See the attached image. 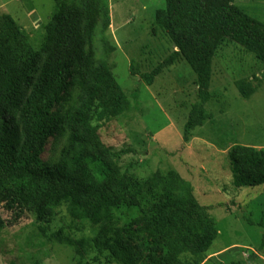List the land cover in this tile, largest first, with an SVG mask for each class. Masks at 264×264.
Masks as SVG:
<instances>
[{
  "label": "trees",
  "instance_id": "1",
  "mask_svg": "<svg viewBox=\"0 0 264 264\" xmlns=\"http://www.w3.org/2000/svg\"><path fill=\"white\" fill-rule=\"evenodd\" d=\"M234 1L166 0L160 15L159 24L178 49L141 78L152 84L180 56L189 63L196 74L198 101L190 109L185 139L194 127L213 118L205 104L211 98L212 62L222 39L229 37L264 64V22ZM57 7L45 26L41 50L11 14L0 12V195L13 215L8 221L0 213V229L7 222L16 223L27 211L40 222L50 221L56 207L65 204L72 217L94 226L92 235L77 241L81 255L97 249L119 264H137L135 251L110 226L122 193L120 152L103 142L93 122L114 118L131 107L110 61L116 46L108 35L109 0H57ZM253 82H237L243 97L256 91ZM54 133L65 137V143L56 160L42 163L40 153ZM228 156L237 186L264 184V147L237 143L228 149ZM150 180L162 199V213L139 218L149 223L127 227L125 232L144 236L149 249L165 245L170 256L159 264H199L202 257L191 261L179 253L190 242L197 250L210 244L206 207L198 202L192 183L176 170H156ZM190 211L196 217L183 225L166 215Z\"/></svg>",
  "mask_w": 264,
  "mask_h": 264
},
{
  "label": "rangeland",
  "instance_id": "2",
  "mask_svg": "<svg viewBox=\"0 0 264 264\" xmlns=\"http://www.w3.org/2000/svg\"><path fill=\"white\" fill-rule=\"evenodd\" d=\"M234 2L264 22V0ZM109 6L108 35L116 46L110 61L131 101L121 115L93 121L103 142L120 152L124 175L116 219L110 226L135 251L137 264L165 262L170 256L165 245L149 249L144 236L132 237L125 228L145 226L149 221L139 218L162 213V199L150 175L173 169L192 183L198 202L208 211L212 232L205 249L197 250L190 242L181 246L179 256L191 261L202 257L199 264H264V184L237 186L228 156V149L237 143L264 147V64L229 37L222 39L212 62L211 98L205 104L213 118L194 127L185 139L190 109L198 101L196 74L189 63L180 56L152 84L141 78L178 49L159 24L166 0H109ZM0 12L11 14L41 50L45 26L58 12L57 0H0ZM241 79H253L258 86L248 98L238 89ZM64 143L65 137L51 134L40 161L56 160ZM0 213L11 221L12 211L2 195ZM166 215L181 225L196 217L193 211ZM93 232L92 223L72 217L65 204L57 206L47 222L27 211L16 223L7 222L0 229V264H119L106 251L78 252L77 241Z\"/></svg>",
  "mask_w": 264,
  "mask_h": 264
}]
</instances>
